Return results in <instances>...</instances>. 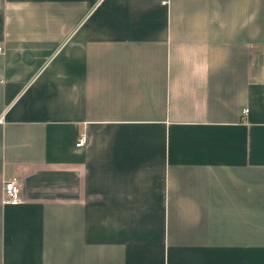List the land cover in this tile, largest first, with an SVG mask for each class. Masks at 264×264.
<instances>
[{
	"label": "crops",
	"instance_id": "crops-1",
	"mask_svg": "<svg viewBox=\"0 0 264 264\" xmlns=\"http://www.w3.org/2000/svg\"><path fill=\"white\" fill-rule=\"evenodd\" d=\"M0 264H264V0H0Z\"/></svg>",
	"mask_w": 264,
	"mask_h": 264
},
{
	"label": "built area",
	"instance_id": "built-area-1",
	"mask_svg": "<svg viewBox=\"0 0 264 264\" xmlns=\"http://www.w3.org/2000/svg\"><path fill=\"white\" fill-rule=\"evenodd\" d=\"M85 141V136H80L78 141L76 142V146H83ZM2 201L4 203L12 204L21 202V187L15 179H10L4 183Z\"/></svg>",
	"mask_w": 264,
	"mask_h": 264
}]
</instances>
